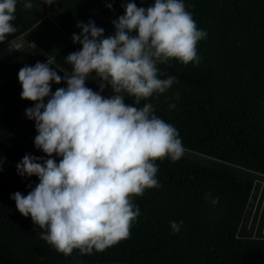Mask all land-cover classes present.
<instances>
[{
    "label": "trees",
    "instance_id": "1",
    "mask_svg": "<svg viewBox=\"0 0 264 264\" xmlns=\"http://www.w3.org/2000/svg\"><path fill=\"white\" fill-rule=\"evenodd\" d=\"M24 2L17 0L12 21L17 31L0 46L47 16L72 41L73 34L82 31L77 24L90 20L108 37L116 31L113 21L126 14L124 5L134 2L147 8L155 0H55L50 6L44 0H31L30 10ZM182 2L198 29L208 33L197 45L200 64L184 65L173 59L158 65L161 79L175 76L178 82L163 94L142 98L139 105L134 104L135 97L122 93L124 102L138 108L150 103L166 123H181L185 136L179 137L185 148L264 176V0ZM81 49L73 41L51 66L63 77L61 69L72 71L66 57ZM85 86L101 95L111 88L95 72ZM61 87L66 88V82H53L52 93ZM21 93L18 76L0 83V137L37 131L35 121L26 116L35 102L22 99ZM34 139L0 142V263L264 264V241L237 238L250 196L256 194L254 181L186 157L155 161L160 187L131 197L141 214L132 223L129 238L91 255H81L79 249L68 256L57 252L40 239L42 230L10 198L16 192L26 196L39 183L37 176H21L17 171L25 155L48 158ZM53 158L57 163L62 159L55 154ZM216 198L218 203H213ZM170 221H183L178 233H173ZM189 247L199 263H185Z\"/></svg>",
    "mask_w": 264,
    "mask_h": 264
},
{
    "label": "clouds",
    "instance_id": "2",
    "mask_svg": "<svg viewBox=\"0 0 264 264\" xmlns=\"http://www.w3.org/2000/svg\"><path fill=\"white\" fill-rule=\"evenodd\" d=\"M44 3L50 6L55 0ZM16 5L17 0H0V42L17 31L12 23ZM124 7L126 14L113 21L111 36L105 37L94 21L77 24L82 31L73 34V41L82 49L66 57L72 71L61 69L63 77L51 66L56 63L52 58L25 65L18 73L21 98L35 102L26 109L38 132L35 146L48 158L23 157L18 173L35 175L39 183L26 196L16 192L10 198L42 230L40 239L65 256L74 249L81 255L103 252L129 238L141 214L131 197L160 187L155 161L176 162L190 151L179 137L184 133L181 123H166L150 103L142 108L126 105L122 93L139 105L142 98L167 92L178 81L175 76L161 79L158 65L174 59L198 66L197 45L208 33L198 29L182 0H155L147 8L129 2ZM24 8H33L31 0H25ZM93 72L111 85L114 96L105 98L85 86ZM62 81L67 87L52 93L51 84ZM54 154L62 157L59 163ZM169 223L178 233L183 221ZM187 262L199 263L191 247Z\"/></svg>",
    "mask_w": 264,
    "mask_h": 264
},
{
    "label": "water",
    "instance_id": "3",
    "mask_svg": "<svg viewBox=\"0 0 264 264\" xmlns=\"http://www.w3.org/2000/svg\"><path fill=\"white\" fill-rule=\"evenodd\" d=\"M72 44L73 41L54 21V19L51 16L45 17L23 35L0 46V83L18 76L19 70L25 65L34 66L37 62L47 63L49 58L55 59ZM15 47L19 49H16ZM102 96H106L105 98L114 96L113 89L111 88ZM37 135V131L17 135H2L0 137V142L36 137ZM183 157H188L205 164L213 165L214 167L250 179L258 185V188H260L259 195H262L264 192L263 175L219 161L216 158L199 155L191 150H186ZM258 198L259 197H257V199ZM261 200H264V197H262ZM261 224L262 226L257 230L258 235H256V237H246L240 235L239 238L243 240L255 239L264 241V221H262ZM244 229L245 228L242 225L240 234L245 231Z\"/></svg>",
    "mask_w": 264,
    "mask_h": 264
},
{
    "label": "flooded vegetation",
    "instance_id": "4",
    "mask_svg": "<svg viewBox=\"0 0 264 264\" xmlns=\"http://www.w3.org/2000/svg\"><path fill=\"white\" fill-rule=\"evenodd\" d=\"M253 189L256 194L249 199L242 221L245 231L242 232L241 235L246 237H256V235H258L257 230L261 228V222L264 221V200H261V198L264 197V192L262 195H259L260 188H258L257 184H253ZM257 197L259 198L257 199Z\"/></svg>",
    "mask_w": 264,
    "mask_h": 264
}]
</instances>
